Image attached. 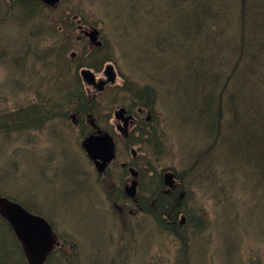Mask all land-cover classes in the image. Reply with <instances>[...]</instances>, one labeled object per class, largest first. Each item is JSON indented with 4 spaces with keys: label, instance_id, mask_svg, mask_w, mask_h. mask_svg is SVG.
<instances>
[{
    "label": "rangeland",
    "instance_id": "374dc122",
    "mask_svg": "<svg viewBox=\"0 0 264 264\" xmlns=\"http://www.w3.org/2000/svg\"><path fill=\"white\" fill-rule=\"evenodd\" d=\"M88 1L60 0L54 5L47 3L48 14L58 13L65 23L62 27L71 24L68 27L73 28L72 42L66 59L72 56L76 59L84 53L91 40L83 34L96 28L99 31V40L111 44L108 48L110 50L112 48L115 52L116 62L103 64L98 72L91 70L95 73V83L108 79L103 75V69L107 66L110 67L116 88L125 82L123 75L130 76L134 80L135 74L141 81L144 79L142 85H153L158 92L155 117L160 125L155 127L156 119L146 110L141 117H137L128 111L126 102H123L126 104L123 105L119 100L112 101L108 89H114L109 87L114 85L108 81L103 84L104 88L101 90L97 86L77 81L81 92L91 98L95 96L101 104L102 112H99L97 124L113 138L116 144V157L107 170L108 178L105 175L98 176L92 162L85 155L84 148H81V142L93 133L87 129L80 134L79 130L74 128L80 123L77 122L79 121L77 111L65 108L59 98L61 96L59 91L66 94L71 87L67 77H64L67 71L60 75L61 70H56L55 75L60 76L51 80L47 88H41L43 89L41 91L43 98L47 99L46 94L49 92L51 99L61 102L59 106L56 105L58 117L50 122L47 121L44 129L22 133L7 132L4 126L0 127V197L17 201L27 209H33L30 210L32 213H38L50 222L55 231L54 235H58L60 244L63 245L48 264H182V259L184 264H264V191L260 188L258 178L241 166L239 167L242 168L243 174L248 176H241L237 172L233 177L228 175L229 185L225 187L220 186L224 181L223 178L214 180L208 189L200 187L202 183L206 186L207 182L198 179V176L191 181V195L197 209L194 220L201 222L205 227L196 228L195 232L188 234L186 244L189 253L187 249L185 254H182L178 239L162 231L151 216L136 210L128 200L124 203L127 215H120L111 210L108 200L113 198L114 191L117 192L113 187H124L131 176L126 172L125 178L119 177L122 171L121 164L135 163L145 174H151V177L147 176L144 180L145 187H148L153 180L159 181L162 170H171L175 173L187 168L192 161L189 156L204 149L207 141L201 138V141H198L200 143H194L197 140L196 135L188 134L191 131L183 132L184 126H180L175 120V115L189 117L188 111L184 109L189 105L181 103L179 94L176 96L168 85L160 90L154 80L146 77L149 75L141 78L144 71H136L143 66L147 71L145 74H153L148 71L159 68L135 63L136 59H139L137 50H141V54L145 55L149 50L147 45L142 47L138 41L131 44L130 37H120L121 41L113 42L116 40L112 38L115 37L113 28L123 27L122 22L113 23L115 18L113 10L115 6L121 9L123 0H96L94 3ZM155 1V6L153 5L152 8L158 7L160 13L165 2ZM229 3L234 4L232 1ZM82 10L85 12L88 10L86 14L88 26L79 30L78 19L82 20ZM74 13H77L79 18L75 17ZM1 14L4 12L1 11ZM127 14H130L129 11L124 13ZM15 16L20 18L19 14ZM140 18L136 17L139 22L138 27L147 29L152 18L148 15ZM178 19L180 17L176 16L167 19V24L164 23L159 27L164 38L166 37L163 32L170 31L174 21ZM19 20H8L6 23L0 21V116L38 100L35 93L37 84L43 76H46L47 71L35 62L32 53L37 52L44 56L47 50L49 51L47 47L60 46L56 38L51 40L44 33L46 38L43 45L31 49L22 72L15 70V58L24 53L25 41L33 36L29 34L33 30L31 27L26 29L27 32L22 31ZM221 54L222 52H218L216 55ZM47 58L51 57L48 55ZM126 59L128 60L125 62ZM164 60H167V63L171 61L174 66L173 73L165 78H168L172 85L183 83L185 75L188 76L183 71L185 65L181 64L180 60L174 64L177 60L172 59V55ZM84 62L82 55V65ZM72 67L74 68V65ZM177 68L179 71H175ZM105 70L107 71V68ZM120 109L127 112L121 115ZM64 113L67 116L63 117ZM116 115L120 118L115 117ZM126 115L136 118L134 123L131 121L128 124L129 135L135 133V125L139 120L148 125L149 131L146 132L150 137L149 145L148 143L125 145V139L122 133L118 132L117 125L122 127V117L126 118ZM60 119L62 121H59ZM191 120L195 121L196 117L192 115ZM161 130L165 137H162ZM135 140L140 141V138ZM160 146L161 150L158 151ZM237 161L234 159L232 162ZM227 163L228 161L221 157L214 159L212 162L213 169L216 170L214 176L224 172ZM234 170L240 172L237 168ZM228 171L227 168V173ZM166 172L165 177H172V172ZM190 177L189 172L186 173L185 180L188 179L190 182ZM231 188L232 194L229 191ZM1 222L0 219V264H24L25 260L20 255L22 250L19 251L21 247L18 239H15L14 229L10 225L15 237ZM10 235L19 245V250L15 248V242ZM109 245L111 249H106Z\"/></svg>",
    "mask_w": 264,
    "mask_h": 264
},
{
    "label": "trees",
    "instance_id": "16d2710c",
    "mask_svg": "<svg viewBox=\"0 0 264 264\" xmlns=\"http://www.w3.org/2000/svg\"><path fill=\"white\" fill-rule=\"evenodd\" d=\"M89 1L94 3L96 0ZM163 1L165 2L164 8L158 13V7L152 8L155 0H123L122 8L115 6L113 10L115 17L113 23L122 22L123 27H114L112 32L115 37L112 38H116L114 43L120 37H130L131 44L138 41L142 47L147 45L150 52L147 49L145 56L141 54V50H137L139 59H136L135 63L159 68L148 71L153 74H145L147 71L143 66L136 71H144L141 78L149 75L150 77H146L154 80L160 90L168 85L174 90L176 96L179 94L181 103L189 105L184 108L188 111L189 117L175 115V120L180 126H184L183 132L191 131L188 134L196 135L197 140L194 143H200L198 141H201V138L207 141L204 149L189 156L192 161L187 168L174 173L182 186L180 195V186H175L176 180L174 186H168L163 179L159 178V181L153 180L150 186L142 187L140 192L144 198L141 209L136 208L139 212L151 216L162 231L177 238L181 244L182 254H185L188 249L186 244L188 234L205 227L201 222L194 220L197 209L193 195H191V181L197 176L198 179L207 182L206 186L201 184L202 189H208L214 180H220V178L224 180L223 185L220 186L225 187L229 185L228 175L233 177L237 172L241 176H248L243 174L242 168H244L250 170L251 174L258 178L260 188L264 191V0ZM229 1L234 4H230ZM93 6L96 8L95 4ZM47 8V3L42 0H16L8 7L7 20L18 19L15 15L19 14L22 31L27 32L26 29L30 27L33 29L29 32L30 36L33 35L32 38L25 41L24 53L21 56L17 55L14 60L15 70L22 72L24 63L28 60V55L33 48L43 45L46 38L44 33L51 40L56 38L60 46L47 47L49 51L47 50L44 56L37 52L32 53L35 56V62L47 71L46 76H43L37 84L35 93L38 100L0 116V127L4 126L7 132L15 133L44 129L47 121L50 122L58 117L56 105L59 106L62 102L65 108L82 112L84 118L82 133L90 129L93 135L103 134L105 130L103 131L97 124L99 112H102L101 104L95 96L91 98L79 90L74 69L79 66V62L81 63L83 55L85 62L82 68L98 72L103 64L116 62L115 52L112 48L111 50L108 48L111 44L107 41L102 42L100 46H94L91 43L85 48L84 53L80 54V58L75 59L72 56L66 59L72 42L73 28L68 27L71 24L62 27L65 23L59 14H54V12L48 14ZM128 11L130 14L124 15ZM87 12L88 10L86 12L82 10V20L79 22L81 29L79 30L88 26L86 24ZM74 14L77 16V13ZM146 15L152 18L147 29L138 27V19ZM175 16L180 19L174 21L170 31L163 32L166 37L164 38L159 27L166 23L167 19ZM83 35L86 36L85 33ZM58 48L60 50H57ZM218 52L222 54L217 56ZM48 55L51 58H47ZM169 55L177 60L172 61L174 64L180 60V63L185 65L183 71L188 76L185 75L182 84L178 82L172 85L168 78H165L174 70L171 61L167 63V60H164ZM60 66L63 68L60 69ZM56 70L67 71L64 77H67L69 80L67 82L71 85L66 94L59 91L61 102L51 99L49 92L46 94L47 99L43 98L41 91L43 90L41 88H47L51 80L59 77L55 75ZM175 71H179L178 68ZM133 76L135 81L130 76L123 75L125 82L122 86L118 88L109 86L114 87V89H108L109 95L112 101L119 100L123 105H126L123 103L126 102L130 113L135 114L137 110H146L152 118L156 119L155 127H157L158 124L160 125L155 117L158 92L153 85H142L141 82L144 79L141 81L139 76L135 74ZM15 84L17 85L16 81ZM180 111L182 113V110ZM192 115L196 117L195 121L191 120ZM62 116L65 117L67 114L64 113ZM141 125L148 126L146 123ZM143 133L147 135L146 130ZM161 133L162 137H165L162 130ZM144 135L142 134V137ZM149 142L150 139L144 141L128 139V144L148 143L149 145ZM161 144L164 146L163 143ZM95 149L108 150V145L105 142H96ZM160 150L161 146L158 151ZM217 157H221L228 163L225 164L224 172L222 171L219 176H214L216 170L213 169L212 162ZM234 159L240 162L233 163ZM188 172L191 176L190 182L188 179L185 180ZM141 173L146 175L142 170ZM161 174L164 175V171ZM146 178V176L143 177V180ZM113 189L117 192L113 198L108 200L111 210L120 215H127L124 203L128 197L123 187H113ZM229 191L233 193L232 188ZM179 215L185 217L184 224L180 223ZM7 230L11 231L10 228ZM13 234L11 231V235ZM14 237L12 239L15 242ZM14 245L18 250L21 247L16 242ZM62 245L56 246L54 252L46 256L43 264H48ZM107 247L106 249H111L110 245ZM19 251L25 260L24 264H28L22 247Z\"/></svg>",
    "mask_w": 264,
    "mask_h": 264
},
{
    "label": "water",
    "instance_id": "95a60500",
    "mask_svg": "<svg viewBox=\"0 0 264 264\" xmlns=\"http://www.w3.org/2000/svg\"><path fill=\"white\" fill-rule=\"evenodd\" d=\"M58 0H52L57 2ZM92 37L96 35L91 33ZM100 43H97L99 45ZM124 109L119 110V114H123ZM131 117L122 118L123 126L121 132L126 135L128 122ZM96 142H107L108 150L99 151L94 149ZM83 146L86 148V153L90 160L95 163L96 170L99 174L104 173L106 167L114 159V144L109 139L108 135L90 136L83 141ZM134 177L137 173L131 170ZM127 196H133L136 190V183L133 182L130 187H126ZM0 215L14 229L17 238L20 240L25 254L30 264H42L47 253L52 249L54 240L52 229L44 221V219L30 215L20 205L11 203L6 199H0ZM22 217L27 218V224L31 228H24L21 224ZM34 238V240L32 239ZM36 239V240H35ZM34 241V243H33Z\"/></svg>",
    "mask_w": 264,
    "mask_h": 264
},
{
    "label": "flooded vegetation",
    "instance_id": "af4514ba",
    "mask_svg": "<svg viewBox=\"0 0 264 264\" xmlns=\"http://www.w3.org/2000/svg\"><path fill=\"white\" fill-rule=\"evenodd\" d=\"M14 1H16V0H0V21L1 22H3V23H6V22H8V20H7V18H8V7L9 6H11L12 4H13V2ZM44 3H48V4H50L51 2H52V0H42ZM1 11H3L4 12V14H1ZM17 18V17H16ZM19 19V18H18ZM81 29V28H80ZM80 58V57H79ZM109 68L110 67H108V69H107V71L105 70V68L103 69V75L104 76H106L108 79L106 80V81H114V79L112 78V74L110 73V70H109ZM89 70V71H88ZM109 70V71H108ZM82 71H83V74H82ZM91 69H87V68H82V61H81V63L79 62V66L77 67V68H75V76H76V80L77 81H79V82H86V83H89V84H91V85H95V84H98V83H95V78H94V76H95V73L93 72V71H91ZM64 72H61L60 73V75H62ZM59 75V76H60ZM111 75V76H110ZM76 81V82H77ZM106 81H99V83L100 84H104ZM78 83V82H77ZM126 110H124V112H125ZM127 112V111H126ZM143 112L144 111H142V110H137V112L135 113V115L137 116V117H141V115H143ZM77 114H78V116H79V121H77V122H80L79 124H78V126L76 127V126H74V128L75 129H78L79 130V132H80V134L82 133V112H79V111H77ZM74 116V115H73ZM118 115H116V117H117ZM119 117V116H118ZM125 117H131L130 118V120H129V122H128V124L132 121L133 123H134V121H135V116L133 117V116H128V115H126ZM120 118V117H119ZM123 118V117H122ZM74 123L76 124V121H74ZM132 123V124H133ZM140 124H145V122L144 123H142V122H140V120L138 121V123H137V125H135V130H134V134L132 133V135H131V139L132 140H135V138H140V141L142 140V139H149L150 137L148 136V134L147 135H144V130H146V131H149V129H148V126H145V125H141L140 126ZM77 125V124H76ZM121 125H117V130H118V132L119 133H122V135H123V137L124 138H128L130 135H129V133L128 132H126V135H125V133L124 132H121ZM127 128H128V126H127ZM77 130V131H78ZM128 131V130H127ZM142 134L144 135L143 137H142ZM109 136V138L113 141L112 143L114 144V149L116 150V144L114 143V140H113V138L110 136V135H108ZM125 143V142H124ZM126 145H127V143H125ZM81 148H82V142H81ZM115 158V157H114ZM113 161V160H112ZM121 169H122V171H120V178H125V176H124V173L125 172H127L128 173V176L130 175V169H133V170H135V171H137L138 172V176L136 177V178H134L133 179V177L132 176H130L129 178H128V180L125 182V184H124V187H123V190H124V193H125V187L126 186H130L133 182H136V191H135V194H134V196H127L126 195V193H125V195L128 197V201H129V203H131V204H133L134 206H135V208H140L141 207V205H142V201H143V198H144V196L141 194V192H140V190L142 189V187H144L145 186V182L146 181H144L143 180V177H151L152 175L151 174H146V175H142L143 173H141V169H140V167L139 166H137L135 163H133V165L132 164H126V163H124V164H121ZM138 169V170H137ZM143 169L144 170H147V168L146 167H143ZM143 171V170H142ZM162 171H164V170H162ZM161 171V172H162ZM173 175H172V177L170 178V177H165V175H163V174H159V177L161 178V179H163V181H165V183L168 185V186H174V183H173V181L174 180H176V183H175V186H180V191H179V195L182 193V186H181V183L179 182L180 180L174 175V173H172ZM105 176H106V178H108V175H107V173L105 172V174H104ZM99 176V175H98ZM81 183H82V180H81ZM116 187H118V186H114V188H116ZM114 191V190H113ZM106 192H108V190H106ZM115 192L116 191H114V194H115ZM160 192H161V190H160ZM162 194H163V190H162ZM4 199V198H3ZM7 200V199H6ZM13 202H15V201H13ZM17 203V202H16ZM20 206H22V205H20ZM22 208L23 209H25L26 210V212H28L30 215H33V216H36V217H39V218H42V219H44V221L50 226V228L52 229L53 227H52V225L50 224V222L46 219V218H44L42 215H40V214H38V213H32L30 210H32L33 211V209H27L26 207H23L22 206ZM141 209V208H140ZM0 219L2 220V222H1V224L2 225H4V227L6 226L7 228L9 227L10 228V225L8 224V222L6 221V219L5 218H3L1 215H0ZM179 219H180V223H185V217L183 216V215H179ZM27 218H24V217H22V220H21V224L24 226V228H30L29 226H28V224H27ZM5 227V228H6ZM31 229V228H30ZM54 229V228H53ZM14 235V234H13ZM16 235V234H15ZM17 237H15V239H16ZM17 240V239H16ZM18 242H19V240H17ZM58 243H60V242H58L56 239H55V243H53V246H52V249H51V251H54L53 249H54V247L56 246V244H58ZM19 245H20V242H19Z\"/></svg>",
    "mask_w": 264,
    "mask_h": 264
},
{
    "label": "bare ground",
    "instance_id": "6f19581e",
    "mask_svg": "<svg viewBox=\"0 0 264 264\" xmlns=\"http://www.w3.org/2000/svg\"><path fill=\"white\" fill-rule=\"evenodd\" d=\"M110 139V138H109ZM95 143V142H94ZM105 143H107V142H105ZM95 149V148H94ZM109 149V148H108ZM99 151H102V150H99ZM107 151V150H106ZM116 151H115V149H114V157H116V153H115ZM115 159V158H114ZM114 159H113V161H114ZM9 224V223H8ZM10 225V224H9ZM33 240H34V238H32ZM36 240V239H35ZM33 243H34V241H33Z\"/></svg>",
    "mask_w": 264,
    "mask_h": 264
}]
</instances>
